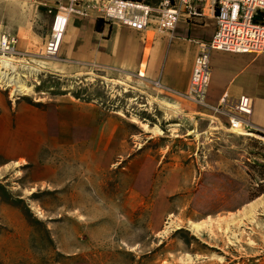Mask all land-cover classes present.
Wrapping results in <instances>:
<instances>
[{
	"label": "rangeland",
	"instance_id": "obj_1",
	"mask_svg": "<svg viewBox=\"0 0 264 264\" xmlns=\"http://www.w3.org/2000/svg\"><path fill=\"white\" fill-rule=\"evenodd\" d=\"M65 3L0 0V26L24 22L31 37L17 39L33 42L28 57L15 52L6 67L0 55L2 71L19 75L28 89L13 97L0 82V98L41 108L70 96L112 114L117 95L111 82L70 83L40 72L42 46ZM119 113L128 124L116 138L121 155L110 168L96 166L90 145L73 147L56 182L37 181L48 178L44 169L0 158V264H264V138L229 133L224 116L217 117L216 130L190 117L176 132L179 127L155 121L157 127L141 124L142 116L130 110ZM134 147L154 152L159 166L177 163L178 169L135 174L128 165Z\"/></svg>",
	"mask_w": 264,
	"mask_h": 264
},
{
	"label": "crops",
	"instance_id": "obj_2",
	"mask_svg": "<svg viewBox=\"0 0 264 264\" xmlns=\"http://www.w3.org/2000/svg\"><path fill=\"white\" fill-rule=\"evenodd\" d=\"M198 11V17L182 13L171 34L160 32L154 25L137 32L125 26L105 24L102 20L101 31L97 32V17L71 16L58 55L55 59L40 60V72L70 83L78 78L81 83L92 80L102 87L111 82L117 95L116 111L108 114L97 103L78 102L70 96L50 99L41 108L8 104L0 98V158L7 164H31L35 169H44L48 171V178L37 181L56 182L62 176L61 169L72 159L73 147L90 145V159L97 160L96 166L110 168L114 158L121 155L120 144L114 146L116 138L128 124L121 118L122 109L140 114L142 118H137V122H146L151 127H157L155 121L165 128L179 127L173 131L183 132V123L192 117L194 121L198 118L199 126L216 130L219 123L212 120L210 108L223 96L250 98L253 111L246 130L264 133V54L211 52L205 106L185 98L198 43L208 42L215 31L212 12L208 8ZM25 27L24 22L5 29L0 26V37L8 35L17 39L20 34L31 37ZM30 45L33 42L17 39L14 50L19 57H28ZM122 96L127 103H122ZM222 125L227 128L225 120ZM151 127L146 135L151 134ZM75 132H79V137H75ZM247 134L251 135H243ZM152 137L156 136L149 138ZM165 137L173 143L171 135ZM135 149L128 162L130 167L137 169L135 174L151 176L158 168L170 166L178 169L177 163L165 162L159 166L154 152ZM48 152L54 155L51 153L47 160Z\"/></svg>",
	"mask_w": 264,
	"mask_h": 264
},
{
	"label": "built area",
	"instance_id": "obj_3",
	"mask_svg": "<svg viewBox=\"0 0 264 264\" xmlns=\"http://www.w3.org/2000/svg\"><path fill=\"white\" fill-rule=\"evenodd\" d=\"M208 8L214 16L215 31L208 42L198 43V53L190 76L185 98L205 106L210 80V54L213 51L233 54H264V0H66L52 19L42 56L54 59L58 55L71 16H95L108 25H120L137 32L154 25L171 34L182 13L200 16L199 9ZM15 37H0V55L15 56ZM213 118L224 116L229 133L243 136L253 103L247 96L233 100L223 96L210 108Z\"/></svg>",
	"mask_w": 264,
	"mask_h": 264
},
{
	"label": "bare ground",
	"instance_id": "obj_4",
	"mask_svg": "<svg viewBox=\"0 0 264 264\" xmlns=\"http://www.w3.org/2000/svg\"><path fill=\"white\" fill-rule=\"evenodd\" d=\"M1 58H3V57H1ZM8 59H10V58H8ZM8 59H7V57H4L2 59V61L4 62V67L7 66V62L8 63L11 62ZM0 82H2L6 86V88H10V92H11V95L13 97L23 96V95H25V91L28 90L25 87V85H24V83L21 80V77L19 75L18 76L17 75L16 76L15 75H11L10 73L2 71V68H0ZM251 206H252V203H251L250 207Z\"/></svg>",
	"mask_w": 264,
	"mask_h": 264
},
{
	"label": "trees",
	"instance_id": "obj_5",
	"mask_svg": "<svg viewBox=\"0 0 264 264\" xmlns=\"http://www.w3.org/2000/svg\"><path fill=\"white\" fill-rule=\"evenodd\" d=\"M101 26H102V21L100 19H97L95 22V31L100 32L101 31ZM258 136L261 138H264V134L262 133H257ZM244 136H249V135H244ZM261 194L264 192H260Z\"/></svg>",
	"mask_w": 264,
	"mask_h": 264
}]
</instances>
